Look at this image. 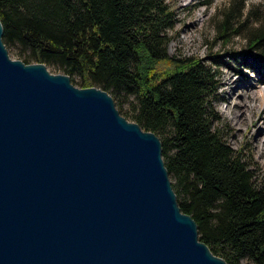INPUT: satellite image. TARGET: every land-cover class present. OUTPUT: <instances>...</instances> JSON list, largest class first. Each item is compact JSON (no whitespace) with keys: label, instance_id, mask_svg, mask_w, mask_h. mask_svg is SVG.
I'll use <instances>...</instances> for the list:
<instances>
[{"label":"water","instance_id":"obj_1","mask_svg":"<svg viewBox=\"0 0 264 264\" xmlns=\"http://www.w3.org/2000/svg\"><path fill=\"white\" fill-rule=\"evenodd\" d=\"M2 36L0 264H227L180 211L158 137Z\"/></svg>","mask_w":264,"mask_h":264},{"label":"trees","instance_id":"obj_2","mask_svg":"<svg viewBox=\"0 0 264 264\" xmlns=\"http://www.w3.org/2000/svg\"><path fill=\"white\" fill-rule=\"evenodd\" d=\"M243 9L235 0L218 12L216 40L227 45L241 34L254 14L241 21ZM0 21L3 43L19 47L25 64L55 66L81 88L132 95V121L160 138L198 240L227 264H264V178L230 147L215 108L221 68L250 70L264 85V22L243 51L199 58L167 54L177 24L167 0H0Z\"/></svg>","mask_w":264,"mask_h":264},{"label":"rangeland","instance_id":"obj_3","mask_svg":"<svg viewBox=\"0 0 264 264\" xmlns=\"http://www.w3.org/2000/svg\"><path fill=\"white\" fill-rule=\"evenodd\" d=\"M167 1L173 6L177 17V24L174 31L169 32L173 37L167 45V54L169 56H199V58H205L209 52L222 53L243 51L248 44L247 35L249 31L256 29L264 22V0H242L244 9L239 19L243 21L249 12H253L254 14L250 16L249 22L246 24L241 34L232 38L227 45H224L221 40L215 39L216 16L220 17L218 12L229 8L235 0H209L206 5L202 3L207 0ZM4 46L10 59L21 61L18 56L20 52L19 47L5 44ZM46 68L51 74L66 75L55 66H46ZM237 70L241 71V73H238ZM220 72L221 83L219 92L222 101L215 103V108L222 118L219 126H224L226 140L230 147L234 151H243L244 155L248 157L250 169L253 170L256 175H260V177L264 178V155L260 156L259 153L260 150L264 148L261 144L264 141V106L262 108H257V103L252 100L253 93L257 92L259 88H264V85L259 83L255 73L250 70H243L235 65H233L232 68H221ZM70 83L78 89L95 88L101 90L96 87L81 88L77 83L72 82L71 79ZM105 92L113 99L119 115L128 123H135L132 121L131 117L133 113L134 97L129 94L114 95L111 92ZM248 101L250 102L248 107L249 111H247L246 107H243L244 104L246 106ZM242 109L246 110L249 115L248 118L245 117L243 120L239 117ZM141 130L143 132H150L142 128ZM158 139L160 140L159 137ZM168 176L171 185H173L175 179L169 173ZM242 263L249 264L245 261Z\"/></svg>","mask_w":264,"mask_h":264},{"label":"bare ground","instance_id":"obj_4","mask_svg":"<svg viewBox=\"0 0 264 264\" xmlns=\"http://www.w3.org/2000/svg\"><path fill=\"white\" fill-rule=\"evenodd\" d=\"M252 100H253V102L257 103V108H262L264 106V88H259L257 92L253 93ZM249 103L250 102L248 101L246 103V106H245V104L243 106V107L247 108V111H249V109H248ZM248 116L249 115L247 114L246 110L242 109V111L240 112V115H239L240 119L243 120L245 117L248 118ZM261 144H262V146H264V141ZM259 153H260V156H263L264 155V148H262Z\"/></svg>","mask_w":264,"mask_h":264}]
</instances>
